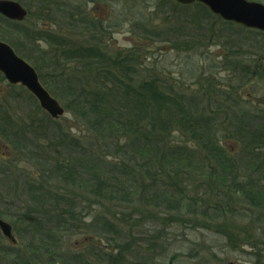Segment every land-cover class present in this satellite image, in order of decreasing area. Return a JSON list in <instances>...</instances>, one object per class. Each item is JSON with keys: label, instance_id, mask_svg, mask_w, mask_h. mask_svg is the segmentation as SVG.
<instances>
[{"label": "trees", "instance_id": "1", "mask_svg": "<svg viewBox=\"0 0 264 264\" xmlns=\"http://www.w3.org/2000/svg\"><path fill=\"white\" fill-rule=\"evenodd\" d=\"M41 1L48 4L41 7V14L57 25L53 22L51 28L37 29L28 23L29 17L26 22L14 23L1 15L0 24L17 28L13 34L23 39L26 47L46 42L45 63L51 77L47 82L40 74V80L46 86L49 83L50 94L60 99L66 110L83 123L94 145L86 146L79 138L70 137L62 128L55 127L54 146L58 148L47 150L64 152L57 153L59 161L55 160L53 170L44 171L65 186L50 191L53 187L41 176L26 182L24 193L31 208L24 209L15 220L32 225L40 235L21 236L25 249L12 254L11 264H93L94 256L96 264H128L125 254L131 246L118 240H111L113 250L90 242L83 250L63 251L60 235L70 237L81 228L77 223L85 207H79L80 195H87L88 198L82 196L87 202L93 198L103 214L118 211V217L125 213L122 205L132 203L142 214L148 207L167 212H179L184 207L194 212L197 207L200 213H205L206 206H210L205 205L208 199L214 202L210 206L214 216L222 218L237 214L234 206L238 203L243 217H248L245 213L250 212L253 221L264 224V108L252 105L251 101L246 107V101L237 92L213 82L203 70L192 68L196 89H190L181 79L173 80L169 73L156 70L155 63H147L149 57L142 44L120 50L102 43L105 36L99 34V43L94 45V16L86 7L80 11L67 10L55 7L49 0ZM178 6L193 9L177 25L179 31L187 29L192 36L194 30L201 29V18L222 21L206 5ZM58 15L60 22H57ZM208 31L212 36L211 27ZM7 41L16 51L25 46L14 43L12 38ZM191 46V43H179L175 48L187 54L193 49ZM235 62L231 68L242 79L252 74L249 67L255 61L246 63L238 57L228 63ZM70 63L72 66L67 69ZM258 76H264V67H259ZM38 108L44 111L39 104ZM3 114H0V132L8 137L12 124ZM47 118L55 121L50 115ZM44 125L45 122L36 121L27 132L37 139L45 131ZM225 139L236 141L239 149L230 152L223 144ZM65 152L69 157L64 156ZM0 180L3 181L0 198L7 200L3 188L7 191L12 188V171L0 172ZM7 204L1 210L12 208L10 202ZM3 215L6 213L0 212ZM106 219L101 224L93 217L89 225H82L85 231L95 232L94 224H99L96 233L108 235L111 225ZM132 219L129 220L132 222ZM242 234L233 245L241 243L245 231ZM245 239L250 243L252 238Z\"/></svg>", "mask_w": 264, "mask_h": 264}, {"label": "rangeland", "instance_id": "2", "mask_svg": "<svg viewBox=\"0 0 264 264\" xmlns=\"http://www.w3.org/2000/svg\"><path fill=\"white\" fill-rule=\"evenodd\" d=\"M18 1L24 3L31 10L28 23L35 28L36 26L37 29L52 27L53 22L57 25L56 21L51 23L48 18H36L38 13H42L40 12L41 7L48 6V4H42L41 0ZM85 7L88 13L94 16V0H83V9ZM174 8L179 20L187 18L186 16L189 17L188 14L193 11V9H183L179 6ZM60 17V15L57 16V22H60ZM201 22L200 25L198 24L201 29L193 31L194 40L190 42L193 49L187 54L179 52L175 48L178 42L173 44L164 42H153L150 45L142 44L149 57L146 59L147 63H155L156 70L169 73L173 80L181 79L182 84L191 87L190 89L193 90L196 87L193 85L192 75L195 72H192V68L193 70H203L213 82L225 86L224 89L230 87V90L237 92L238 96L246 101V107L251 101L252 105L256 104L264 108V76H258L259 67H264V34L243 30L238 25H227L217 18H201ZM210 27L212 28V36L209 35L208 31ZM16 30L18 29L12 28V26L7 27L0 24V39L11 45L7 38H12L14 43L20 42V45H25L24 40H21L20 37L16 40L14 35ZM122 38V36H118L116 39H110L116 49L127 50L138 46V44L128 43ZM45 43L41 41L35 43V46L27 45L26 47L25 45L19 49L20 51H16L13 45L11 47L17 55L36 69L39 76L43 74L44 80L48 82L51 77L49 74L51 70L47 69L45 63L47 59L44 53L48 50V45ZM238 57L246 60V63L255 61L252 64L253 67H249L252 74L248 75L247 78L242 79L239 72L232 69L236 62L228 63L237 60ZM71 66L70 63L66 65V68ZM42 84L45 88L49 86V83L46 86L43 81ZM50 85H53L52 81ZM52 87L56 90L59 89V87ZM47 89L49 90V88ZM0 100L9 102L10 107L3 110V115H6L7 120L12 124V133H9L8 137L0 133V162L3 164L8 162L5 165L12 166L11 171L14 177L12 188H9L8 191L3 188L5 192L3 195L8 197L7 200L12 208L7 207L1 210V206L8 205L7 200L2 196L0 198V212L6 213L8 219H13L12 221L16 222L17 228H21L19 225L21 223L14 219L16 215L23 213L24 209L31 208L28 195L24 193L26 182H32L31 180L35 176L38 178L41 176L46 184L53 187L49 189L50 191L57 190V186H65L56 179L54 180L53 174L44 171V169L53 170L58 160L57 153L62 155L64 152V150H60L61 153L58 151L51 153L50 150H47L50 147L58 148L54 146L57 142L55 127L62 128L70 137L79 138L81 143L86 146L94 145V140L89 139L92 135L88 133L89 131L87 132L83 123L74 114L67 111L64 103L58 98L57 100L65 108V113L61 118L53 119L55 121L51 122L47 118V113L45 114L38 108L37 101L30 97L28 91L20 85L11 86L7 84V81L0 76ZM36 121L45 122L43 127L45 131H42L43 134L37 136L39 137L37 139L35 135L33 137L27 132ZM53 130H55L53 135H49ZM44 133L46 134L45 138L43 137ZM223 144L230 152H236L240 147L232 139L223 140ZM64 156L69 157L68 152H65ZM82 196L88 198L87 195H80V200H78L79 207H85V209H81V211L85 210L80 213L81 223H77L81 224V228L72 232L73 235L70 237L60 235L64 243V252L69 253L70 250L75 249L82 250L90 242L99 244L104 249H112L114 245L111 240H118L122 244L131 246H129L130 251L125 254L128 264H264V224H257L253 221L254 218L250 212L245 213L246 215L249 214L248 217H243L241 204L237 203L234 206L237 214L216 218L212 212V207H210L214 202L208 199H206L205 205L210 206H206V214L200 213L201 210L197 207L192 212L184 206V209L179 212H167L163 209L148 207V211L142 214L141 209L132 203V205H122L126 210L122 217H118L116 216L118 211L113 210L108 215L103 214L101 213L103 211H98L100 207L97 206L93 198L87 202L83 201L85 199ZM93 217L94 220L98 219L101 224H103L101 220L107 217L106 221H109L111 225L108 235L96 233L99 232V224L98 226L94 224L95 232L84 230L82 223L89 225ZM131 217L133 218L132 222L129 220ZM122 218L125 221H122ZM244 231L245 236L241 243L233 245L235 241L242 238ZM249 236L252 238L250 243L245 239ZM20 240V244L17 245L19 247L15 249L17 251L14 254L19 253V251L22 252L20 245L25 246L23 239ZM1 258L3 264H11L14 260L12 253L6 249ZM96 263V256H94L93 264Z\"/></svg>", "mask_w": 264, "mask_h": 264}, {"label": "flooded vegetation", "instance_id": "3", "mask_svg": "<svg viewBox=\"0 0 264 264\" xmlns=\"http://www.w3.org/2000/svg\"><path fill=\"white\" fill-rule=\"evenodd\" d=\"M15 1L19 2L18 0H15ZM50 1L55 7H57L58 5L67 10L72 9V8H77V10L80 11L81 9H83V0H49V2ZM248 1L259 2L264 5V0H247V2ZM19 3H21L23 7L26 9V12H27L26 19L28 17L30 18L31 10L29 9V7L26 6L22 2H19ZM178 5H181V4L175 0H94V8H93L94 9V19H93L94 20V40H93L94 45L99 43L98 41L99 40L98 38L100 36L99 34H102L105 36V38L101 39V42L105 44H112L110 39L111 40L114 38L116 39V37L118 36H122L123 40L127 41L128 43L131 42L133 44H148V43H153V42H164L168 44H173L177 42L178 44L179 43L180 44L190 43L193 40L192 34L188 30L180 32L179 26H177L179 22V17L177 16L178 14L174 7ZM54 6H52L53 9H55ZM106 9L107 11L109 10V12H107ZM0 15L1 17L4 18V20H7L9 22H14V23L26 22V19H24L23 21H16V20H11L7 18L3 14H0ZM37 16L38 18L48 17L44 13L43 14L38 13L36 17ZM214 16L219 17L215 14ZM222 21L226 22L227 24L231 23V24L238 25L240 27H244L243 25H240L239 23L237 24V23L226 21L223 19ZM48 28H51V27H48ZM244 28L248 30L258 31L259 33L261 32L257 29H251L247 27H244ZM15 36L16 38H18V35H15ZM0 76H2L7 81V84H10L1 72H0ZM10 85L19 86L20 84H17V85L10 84ZM20 86L22 87V85ZM23 88L26 91H28L25 87ZM50 95L52 96V94ZM0 101H1L0 102V114H1L3 113V110L9 109L10 104L8 101H2V100ZM36 101L38 103L37 99ZM6 132L8 131L6 130ZM3 165L4 164L0 162V172L12 170V166H9V164L4 165V166ZM2 183L3 181L1 182L0 180L1 186H2ZM8 218L9 217H7V215H3L2 217L0 216V219L10 224L9 226H11L12 228V233L14 237L16 238V243H13L10 239L5 237L0 227V264H3L1 257L5 249L7 251H10V253L12 254H14L17 251V250L15 251V249L19 247L17 245L20 244V241H21L20 239H22L21 236L40 235L39 232L32 229L33 227L32 225H27L28 223H25L24 221H22L21 224H19L21 228H17V225H15L16 222L14 223L12 221L13 219L11 220ZM15 221H19V220H15ZM24 226L26 227L28 226L30 228L24 229ZM61 242H63V239L61 240ZM20 246H22L21 251H24L25 247L23 245H20ZM73 251H80V250L75 249Z\"/></svg>", "mask_w": 264, "mask_h": 264}, {"label": "water", "instance_id": "4", "mask_svg": "<svg viewBox=\"0 0 264 264\" xmlns=\"http://www.w3.org/2000/svg\"><path fill=\"white\" fill-rule=\"evenodd\" d=\"M184 5L204 4L212 14L223 20L239 23L244 27L264 32V5L247 0H175ZM0 14L16 21L26 19L23 5L15 0H0ZM0 72L10 84H20L38 100L40 107L52 118L59 119L65 113L61 103L43 86L36 69L16 54L15 50L0 39ZM0 219V227L5 237L16 243L12 228Z\"/></svg>", "mask_w": 264, "mask_h": 264}]
</instances>
